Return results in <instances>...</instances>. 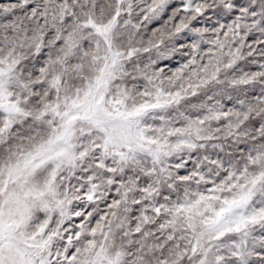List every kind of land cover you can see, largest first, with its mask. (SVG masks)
I'll use <instances>...</instances> for the list:
<instances>
[{
  "label": "snow or ice",
  "instance_id": "snow-or-ice-1",
  "mask_svg": "<svg viewBox=\"0 0 264 264\" xmlns=\"http://www.w3.org/2000/svg\"><path fill=\"white\" fill-rule=\"evenodd\" d=\"M0 264H264V0H0Z\"/></svg>",
  "mask_w": 264,
  "mask_h": 264
},
{
  "label": "rangeland",
  "instance_id": "rangeland-1",
  "mask_svg": "<svg viewBox=\"0 0 264 264\" xmlns=\"http://www.w3.org/2000/svg\"><path fill=\"white\" fill-rule=\"evenodd\" d=\"M167 63V61H165Z\"/></svg>",
  "mask_w": 264,
  "mask_h": 264
}]
</instances>
